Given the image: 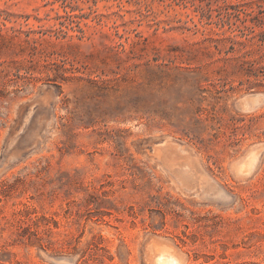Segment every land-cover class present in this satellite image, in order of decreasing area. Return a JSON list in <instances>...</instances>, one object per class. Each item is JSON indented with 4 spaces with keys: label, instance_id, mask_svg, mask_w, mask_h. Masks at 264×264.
Segmentation results:
<instances>
[{
    "label": "rangeland",
    "instance_id": "1",
    "mask_svg": "<svg viewBox=\"0 0 264 264\" xmlns=\"http://www.w3.org/2000/svg\"><path fill=\"white\" fill-rule=\"evenodd\" d=\"M0 264H264V0H0Z\"/></svg>",
    "mask_w": 264,
    "mask_h": 264
}]
</instances>
